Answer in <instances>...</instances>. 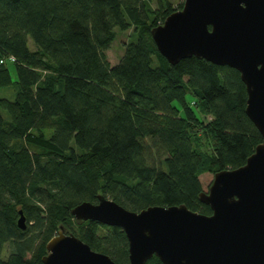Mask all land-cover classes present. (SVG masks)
Here are the masks:
<instances>
[{
  "label": "trees",
  "instance_id": "1",
  "mask_svg": "<svg viewBox=\"0 0 264 264\" xmlns=\"http://www.w3.org/2000/svg\"><path fill=\"white\" fill-rule=\"evenodd\" d=\"M181 7L0 0V58H15L0 65V89H17L0 98L10 118L0 114V264H42L60 227L129 264L121 229L77 224L71 209L101 195L131 212L184 205L208 216L200 174L243 166L262 142L236 70L195 57L172 66L158 53L150 30ZM130 27L137 41L112 66L114 29Z\"/></svg>",
  "mask_w": 264,
  "mask_h": 264
},
{
  "label": "water",
  "instance_id": "2",
  "mask_svg": "<svg viewBox=\"0 0 264 264\" xmlns=\"http://www.w3.org/2000/svg\"><path fill=\"white\" fill-rule=\"evenodd\" d=\"M158 53L172 66L195 57L239 73L245 114L262 137L246 163L214 173L198 195L210 215L184 205L131 212L98 195L71 209L77 224L121 229L129 264H264V0H183L180 10L150 30ZM17 227L25 230L19 211ZM42 264H116L62 227L45 246Z\"/></svg>",
  "mask_w": 264,
  "mask_h": 264
},
{
  "label": "rangeland",
  "instance_id": "3",
  "mask_svg": "<svg viewBox=\"0 0 264 264\" xmlns=\"http://www.w3.org/2000/svg\"><path fill=\"white\" fill-rule=\"evenodd\" d=\"M169 1L173 5V7H178L179 4L183 3V0H169ZM136 41H137V34L134 33L132 27H130L129 29L124 30V31L120 30L118 28H115L114 29V40L111 43L109 49L105 52L108 62L112 66L117 65L119 60L121 59V57L124 54L125 47L128 44L135 43ZM28 45L30 48L34 47L30 40L28 41ZM9 68L11 69L12 80L15 81L16 80L15 72L11 66H9ZM16 90L17 89H16L15 85L10 86L8 88H2V89H0V98H5L7 100L13 101L15 98ZM0 114H1L2 119L4 120L5 123L10 122V118L6 112L0 111ZM207 120H209V118H207ZM213 175L214 174L210 173V172H204V173L200 174L199 181L201 183V187H202L203 192L208 191V188L213 181ZM6 256H7V250H6V252H3V254H2L3 258H5Z\"/></svg>",
  "mask_w": 264,
  "mask_h": 264
},
{
  "label": "built area",
  "instance_id": "4",
  "mask_svg": "<svg viewBox=\"0 0 264 264\" xmlns=\"http://www.w3.org/2000/svg\"><path fill=\"white\" fill-rule=\"evenodd\" d=\"M15 62V58L12 56L6 57V58H0V65H9L13 64Z\"/></svg>",
  "mask_w": 264,
  "mask_h": 264
}]
</instances>
